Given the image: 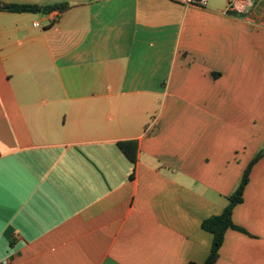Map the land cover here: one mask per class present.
<instances>
[{
    "label": "crops",
    "instance_id": "obj_1",
    "mask_svg": "<svg viewBox=\"0 0 264 264\" xmlns=\"http://www.w3.org/2000/svg\"><path fill=\"white\" fill-rule=\"evenodd\" d=\"M1 1L72 8L0 12V264H205L264 149V0ZM233 222L215 264H264V157Z\"/></svg>",
    "mask_w": 264,
    "mask_h": 264
},
{
    "label": "trees",
    "instance_id": "obj_2",
    "mask_svg": "<svg viewBox=\"0 0 264 264\" xmlns=\"http://www.w3.org/2000/svg\"><path fill=\"white\" fill-rule=\"evenodd\" d=\"M72 8L70 3H57L47 6L35 4H19V3H4L0 0V12L13 14H50L54 11L67 12ZM119 146L123 152L134 162L137 160L138 143L136 141H129L120 143ZM264 157V149H262L254 158L248 169L245 171L240 185L236 191L229 197V205L224 212L204 221L202 227L205 231L213 234V244L210 255L205 264H215L219 258L220 249L224 243L225 234L229 229H234L244 232L242 228L236 226L233 222L234 209L243 202L245 188L249 183V177L253 166ZM189 264H197L191 262Z\"/></svg>",
    "mask_w": 264,
    "mask_h": 264
},
{
    "label": "built area",
    "instance_id": "obj_3",
    "mask_svg": "<svg viewBox=\"0 0 264 264\" xmlns=\"http://www.w3.org/2000/svg\"><path fill=\"white\" fill-rule=\"evenodd\" d=\"M193 3L198 4V5H202V6H205V5H206V2H205V1H203V2H201V3H196V2H193ZM232 5H233V4H230V6H232ZM3 264H13V263H12L11 260H6V261H4Z\"/></svg>",
    "mask_w": 264,
    "mask_h": 264
}]
</instances>
